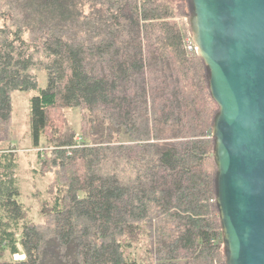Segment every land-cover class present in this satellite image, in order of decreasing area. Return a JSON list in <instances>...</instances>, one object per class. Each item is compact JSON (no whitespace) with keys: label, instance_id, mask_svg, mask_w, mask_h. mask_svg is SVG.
<instances>
[{"label":"trees","instance_id":"16d2710c","mask_svg":"<svg viewBox=\"0 0 264 264\" xmlns=\"http://www.w3.org/2000/svg\"><path fill=\"white\" fill-rule=\"evenodd\" d=\"M189 14L187 0H0V145L12 92L38 88L46 70L31 145L38 173L58 176L31 221L16 199V152L0 148V264H140L142 241L146 264L224 256L217 104L186 47ZM67 108L82 111L77 130Z\"/></svg>","mask_w":264,"mask_h":264},{"label":"water","instance_id":"95a60500","mask_svg":"<svg viewBox=\"0 0 264 264\" xmlns=\"http://www.w3.org/2000/svg\"><path fill=\"white\" fill-rule=\"evenodd\" d=\"M208 73L224 264H264V0H187Z\"/></svg>","mask_w":264,"mask_h":264},{"label":"rangeland","instance_id":"374dc122","mask_svg":"<svg viewBox=\"0 0 264 264\" xmlns=\"http://www.w3.org/2000/svg\"><path fill=\"white\" fill-rule=\"evenodd\" d=\"M37 82L38 88L36 89L28 91L16 90L12 92V113L10 120L11 141L10 143H2L0 145V148L3 150L14 148L12 150L16 152L17 167L15 170V184L19 190L16 199L22 203L27 219L34 222L43 220L40 212L42 204L45 200L52 199L58 188V176L55 169L45 175L38 173L37 148H33L31 145V99L33 96L38 95L41 89L47 86L48 74L46 70L37 71ZM81 113L82 111L78 108H67L65 110L68 121L76 130L79 127ZM147 246V242L142 241L135 250L140 264H146L148 260L146 252ZM16 256L15 258L17 259L21 258L20 254ZM215 259L216 264H221V262L224 264V256L222 258L215 257Z\"/></svg>","mask_w":264,"mask_h":264},{"label":"built area","instance_id":"2783aa9c","mask_svg":"<svg viewBox=\"0 0 264 264\" xmlns=\"http://www.w3.org/2000/svg\"><path fill=\"white\" fill-rule=\"evenodd\" d=\"M189 39V41H188V44H187V49L189 50V51H193V50H195L196 51V45L194 44V42L192 41V38H188ZM214 264H216V259L214 260Z\"/></svg>","mask_w":264,"mask_h":264},{"label":"crops","instance_id":"0c3cea01","mask_svg":"<svg viewBox=\"0 0 264 264\" xmlns=\"http://www.w3.org/2000/svg\"><path fill=\"white\" fill-rule=\"evenodd\" d=\"M35 164H36V162H35ZM37 166H38V163H37ZM35 193V192H34ZM18 254H20L21 255V258H23V254L22 253H18ZM18 254H16V255H18ZM16 255H14V257H17Z\"/></svg>","mask_w":264,"mask_h":264}]
</instances>
